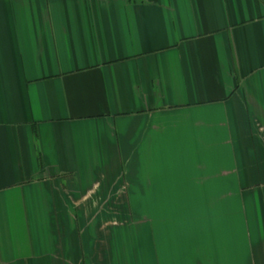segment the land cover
Masks as SVG:
<instances>
[{
    "label": "crops",
    "instance_id": "0c3cea01",
    "mask_svg": "<svg viewBox=\"0 0 264 264\" xmlns=\"http://www.w3.org/2000/svg\"><path fill=\"white\" fill-rule=\"evenodd\" d=\"M178 263L264 264V0H0V264Z\"/></svg>",
    "mask_w": 264,
    "mask_h": 264
},
{
    "label": "rangeland",
    "instance_id": "374dc122",
    "mask_svg": "<svg viewBox=\"0 0 264 264\" xmlns=\"http://www.w3.org/2000/svg\"><path fill=\"white\" fill-rule=\"evenodd\" d=\"M164 238V237H163ZM168 241V238L167 239H165L164 241H163V259H165V260H168L169 259V248H168V246L166 245V242ZM180 244V243H179ZM179 248H180V246H179ZM179 257V256H178ZM180 261V258H178V261L177 262H179ZM185 263V262H184ZM179 264V263H178Z\"/></svg>",
    "mask_w": 264,
    "mask_h": 264
}]
</instances>
